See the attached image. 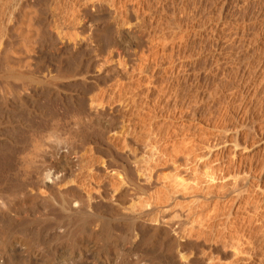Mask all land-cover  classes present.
Instances as JSON below:
<instances>
[{
    "label": "bare ground",
    "instance_id": "6f19581e",
    "mask_svg": "<svg viewBox=\"0 0 264 264\" xmlns=\"http://www.w3.org/2000/svg\"><path fill=\"white\" fill-rule=\"evenodd\" d=\"M151 2L0 0V264H264V153L159 151L154 119L187 98L169 43L200 33ZM153 44L171 49L166 80L155 56L124 65ZM214 47L229 68L213 94L237 80L243 126L264 103V54Z\"/></svg>",
    "mask_w": 264,
    "mask_h": 264
},
{
    "label": "rangeland",
    "instance_id": "374dc122",
    "mask_svg": "<svg viewBox=\"0 0 264 264\" xmlns=\"http://www.w3.org/2000/svg\"><path fill=\"white\" fill-rule=\"evenodd\" d=\"M151 3H153V2H151ZM158 3H159V5H157ZM154 4H156V2L153 3V5ZM157 4H156L157 7H155V9L156 10H159V9L162 10V11L159 10V12H158V14L160 12H162L161 14H159L161 16H159V15L157 16L159 20L161 19V21H159L160 23H164V24L166 23L165 26H168L171 23L170 22L171 18L173 19L174 22H176V20H177L176 23H178L182 20L180 23H182L184 21L183 25L186 28L188 27V31H191V30L197 31L200 33V36H201V37L200 36L192 37L193 35H191L190 38L187 37V39L186 38H184V39L181 38L182 40L179 39L180 36L178 37V34L183 35V33L187 34V32H188L187 30H186L187 32L184 30L185 27L183 26L182 28H183V31H185V32L178 33L176 35V37H178V40H175V41L173 40V44L169 43V45L171 44V49H172V47H174L176 50H178V48H179V50H181V51H177V53H179V56H177V57H176V55H178V54L176 52L174 53L173 59L175 62L171 66H173L174 68H176V67L179 68L180 66H183V67L185 66V68H183V69L181 68V70L178 74L180 77L179 76L178 77L181 78V80H180L181 82L183 80L182 83L184 84L185 88H187V90H186L187 91L186 92L187 98L185 97L186 100L184 98L186 103L184 101L183 107H181L182 109L180 108V110H179V112L184 113L183 114L184 116H182V115L178 116L177 115L176 117H173V118H167V116L165 117L162 113L159 114V112H158L156 119H154L155 133L157 135H159L158 137H161L160 138L161 141L159 142V151H161V153L171 155L174 153V151L172 150L174 145H179V146H176L177 148H175V147L174 148L180 152L186 151L187 149H189L191 147L192 149L194 148L193 150L190 148L191 154H196V153H200V152H204V151L205 152L206 151H214L217 153L223 152L222 154H224L225 157L228 156V159L233 153L238 154V156L241 155V157H246L247 155L254 154V153L256 155L263 154L264 150H262V149H264L263 148V146H264V138H263L264 137V128H263L264 127V124H263L264 120L262 118L264 116V113L262 110H264V107H262V106H264V103L262 104V106L259 104V106L262 107L261 111H260L261 107H258V109H259L258 114H256L257 111L254 114L255 116H257V118L254 116V118H253L254 120L251 119V120L247 121L245 125L241 126L238 118H239V115H242L244 113L245 109L242 108L240 89L236 84L237 80L235 81L233 79V81H232V79L230 78V83L227 85L228 87L225 86V87H223L222 90L221 89H220V91L217 90L218 96L214 95L216 93V91L214 90L215 87L213 88L214 84H216V82L214 81L215 75H217V78H219V76L221 77V75L224 72H226L229 67H228V65H225L223 63V61L218 63V66H217V63H214L215 62L214 59H211L212 58L211 55H213V52H214L213 50H215V47H214L215 43H218L221 45L222 52H228L232 47V49L236 50L235 53H238V55L240 57L245 56L246 53H247L246 55H248V56L251 55L252 59H250V60H254V59L256 60V57H258V54H259V56L262 53L264 54V51H263L264 46H261L262 44H264L263 43V41H264V0H191V1L190 0H160V2H157ZM173 17H175V20ZM179 19H180V21H179ZM167 21H168V23L169 22L170 23L168 24ZM173 21H172V24L174 23ZM201 22H202V24H201ZM216 24H217V26H216ZM229 24H230V27H227V26L225 27V25H229ZM199 25H200V27H199ZM202 25H203V27H202ZM215 26L218 28L217 29L218 35L216 37L211 36L212 33L210 31V28H213ZM237 32H238V35L236 34ZM233 34H234V36H233ZM240 34H242V35H240ZM167 36L169 39H172L171 33L170 34L167 33ZM169 41H171V40H169ZM232 41H234V42H232ZM230 42H231V45L229 44ZM249 42H253L252 43L253 46H251V45H250L251 47L248 46L247 43H249ZM255 42H257L258 45L260 42V44H261L260 48L257 44H254ZM232 43H234L235 48H233ZM159 45L160 46H158V44H156V46H155L153 44L152 46L149 45V47L147 45H143V47L139 48L140 50L135 51L134 53H132V55L131 54L127 55V56H129V58H127V56H126V60L124 58V60L126 61V62L124 61V63H126L124 65L125 66L127 65V67H131L134 64L136 66L137 64H139L141 62V60H142L141 57H143L144 54L150 55L152 57L155 56L156 62H154V64H152L153 68L156 67L157 72L159 71L158 76L159 77L161 76L163 79V77H165L166 74L169 75V73H170L169 72L170 66L165 69L167 71L169 70L168 72H164L165 70H161V69H163L166 66V64H165L166 61L164 60V58H166L170 54L169 52L171 49L169 48V45L166 47L164 45H161V44H159ZM144 46H147V47H144ZM162 46H164V47H162ZM253 50H255V51H253ZM197 52H198V54H197ZM251 52H253V53H251ZM108 53H109V51H108ZM167 53H168V55H167ZM140 55H142V56L139 57ZM108 56H109V54L106 55L107 58H108ZM130 56H131V58H130ZM163 62H164V64H162ZM114 64H115L114 62L109 63V65H114ZM156 65H158V66H156ZM221 66H223V67L225 66V68H227V69L224 68L225 70L223 69L224 72L221 71L222 73H220L219 70H217V67H221ZM224 76L225 75L223 74V77ZM166 77L164 78L165 80H166ZM176 77H177V75H176ZM214 91H215V93H214ZM188 94L190 97L188 96ZM197 96H199V97H197ZM240 101H241V103H240ZM242 110H244V111H242ZM237 112L240 114H238ZM259 116H260V118H258ZM143 117L144 116H142V118L140 120V125L142 127H143V125H145V123H144L145 121H142L145 118V117L144 118ZM193 117H195V118H193ZM225 117H227L228 120H226ZM257 119H258V121H257ZM259 119H262V120L259 121ZM252 121L254 122V124ZM261 124H262V126H261ZM259 126L261 127V129L263 131L260 129ZM258 127H259V129H258ZM233 129H234V132H233ZM144 130L145 129L143 127V131ZM250 130H252V131H250ZM144 133H145V131H144ZM256 133H258V134H256ZM237 143L239 144V146L235 149V144H237ZM193 144H195V145H193ZM259 147H261V148H259ZM209 148H211V149H209ZM256 149H257V151H256ZM187 151H189V150H187ZM257 152H258V154H257ZM263 155H261L262 158L264 157ZM159 161H160L159 165L161 167H167L164 169V171H162L159 174L160 180L163 181V180L172 178V176L175 173V171L172 167V163L167 161L165 159V157H159ZM179 162L181 164H186V161L183 159H180ZM214 193H220V192L214 191ZM203 210L205 211L204 215L207 214L208 209L205 207L204 209L201 210L202 213H203ZM174 216H175L174 214L168 215V217H174ZM226 219H227V217H225V222H226Z\"/></svg>",
    "mask_w": 264,
    "mask_h": 264
}]
</instances>
